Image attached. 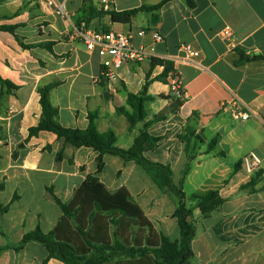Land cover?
<instances>
[{
    "label": "crops",
    "instance_id": "1",
    "mask_svg": "<svg viewBox=\"0 0 264 264\" xmlns=\"http://www.w3.org/2000/svg\"><path fill=\"white\" fill-rule=\"evenodd\" d=\"M163 1L110 0V10L124 12ZM191 2L172 0L158 11L138 13L130 24L113 23L107 15L85 24L89 8L103 9L102 0H56L53 7L41 0H0V26H17L16 35L25 44H54L53 52L40 47L24 49L14 34L0 31V77L18 87L0 83V181L5 182L0 203L11 204L0 221V247L19 244L37 227L44 233L54 231L63 211L48 189L68 204L97 171L94 150L64 144L47 131L29 137L42 113L40 86L60 82L51 100L62 126L84 130L89 114L97 113V129L114 131L123 149L133 145L143 124L131 130L117 108L127 107L129 93L143 90L147 76L151 81L147 94L154 98L146 104L149 119L173 102L170 79L166 83L156 80L164 67L151 68V60L123 66L116 84L97 85L94 79L100 73L101 58L78 35L77 23L82 21L88 29L132 34L136 45L154 44L149 36L137 35L141 30L156 31L164 38L155 44V54L174 64L185 102L175 114L148 129L150 135L162 139L145 156L169 165L179 184L188 161L185 128L198 115L192 124L203 140L192 143L195 159L184 182L186 205L193 210L197 227L193 264H264V0ZM226 27L233 31L235 49L221 37ZM183 44L200 53L192 63L179 50ZM237 102L249 106L255 115L246 121L236 119ZM215 138L217 145L209 152ZM62 150L64 157L57 162L56 155ZM253 151L262 158V165L248 174L240 163ZM98 177L110 192L126 189L156 234L179 240L180 229L173 218L177 200L162 191L141 166L106 155ZM251 181L254 185L243 189ZM212 190H218L226 201L203 218L195 195ZM15 195L19 198L12 202ZM82 243L76 240L77 246L84 247ZM47 257L43 245L31 242L21 252H4L0 264H43ZM47 264L64 263L51 259Z\"/></svg>",
    "mask_w": 264,
    "mask_h": 264
},
{
    "label": "trees",
    "instance_id": "2",
    "mask_svg": "<svg viewBox=\"0 0 264 264\" xmlns=\"http://www.w3.org/2000/svg\"><path fill=\"white\" fill-rule=\"evenodd\" d=\"M170 1L172 0H164L158 5L143 6L124 12L104 8L97 11L89 8L88 20L85 24L102 15L109 16L113 23L130 24L138 13L158 11ZM189 1L192 4L191 0ZM77 25L80 27L82 21H79ZM16 29L17 26H0V31L14 34L24 49L40 47L53 52V43L25 44L16 35ZM158 66L164 67V70L156 78L157 81L166 83L170 75L176 76L172 62L158 58L152 59L151 68ZM107 82L103 78L97 85L106 86ZM0 83L2 87L18 88L1 77ZM150 84V77L147 76L145 86L139 94H128L126 105L130 109L126 106L117 108L118 114L125 116L129 121L131 130L143 124V129L128 149L117 145L118 138L114 131L101 133L97 129V113L89 114V124L84 130L62 126L59 122V110L51 100V92L60 85V82L38 88L42 113L39 124L29 130V137H37L40 132L47 131L54 133L64 144H70L75 148H90L98 154L97 171L95 175L87 177L76 191L72 202L68 204L63 203L51 189H48L63 211V217L56 229L44 233L40 227H37L34 231L25 234L19 244H7L0 247V257L8 250L21 252L27 244L36 242L48 251V257L43 264H47L51 259L59 260L64 264H193L192 242L196 237L197 227L193 210L186 205L184 182L191 170V163L195 159V156L191 154L194 149L192 143L195 139L203 140L198 134L197 125L192 124V121L197 122L198 115H193L185 128L184 142L188 161L179 184H175L172 168L169 165L150 161L145 154L154 150L162 139L150 135L148 129L154 123L166 120L171 114L179 111L185 100L173 97V102L167 109L149 119L146 104L154 99L147 94ZM217 142V138L210 142L209 152L215 148ZM106 155L120 157L125 162L137 163L162 191L169 193L177 200V209L173 218L176 219L180 229L179 240L171 241L164 234H156L144 211L126 189L113 193L100 182L98 175L105 168ZM63 157L62 150L56 155V161L61 162ZM251 185H254V181L243 186V189ZM4 190L5 182L0 181V192ZM18 198V195H15L12 202ZM195 198L199 200V210L203 218L210 217L226 201L218 190L195 195ZM10 207L11 204L0 203V221ZM111 229H114L113 242L109 238ZM76 240H81L84 247L77 246Z\"/></svg>",
    "mask_w": 264,
    "mask_h": 264
},
{
    "label": "built area",
    "instance_id": "3",
    "mask_svg": "<svg viewBox=\"0 0 264 264\" xmlns=\"http://www.w3.org/2000/svg\"><path fill=\"white\" fill-rule=\"evenodd\" d=\"M48 6H55L56 0H41ZM105 10H110V0H102ZM60 14H64L63 10H59ZM77 33L85 43L90 52H96L101 58V70L99 75L94 79L99 84L102 79H106L108 83L116 84L119 82V70L128 64L137 63L143 60H152L157 58L155 54V44L163 42V36L156 31L141 30L137 35L141 38L150 37L154 44L151 46L136 45L132 34L116 33L113 31L92 30L88 29L85 24L77 29ZM221 37L228 42L232 49L237 48L233 31L230 27H226L221 32ZM179 50L185 54V60L192 63L194 59L200 56V53L190 44H183ZM176 76H178L175 70ZM174 76V75H173ZM170 75L171 92L175 98L185 99V94L180 86L178 77ZM255 115V112L243 102H237L234 110V117L242 121H246ZM242 167L248 174L259 171L262 165V158L257 152H250L241 161Z\"/></svg>",
    "mask_w": 264,
    "mask_h": 264
},
{
    "label": "rangeland",
    "instance_id": "4",
    "mask_svg": "<svg viewBox=\"0 0 264 264\" xmlns=\"http://www.w3.org/2000/svg\"><path fill=\"white\" fill-rule=\"evenodd\" d=\"M187 193H190V190H188V188H187ZM189 205L191 206V208L194 207V206H192V204H189ZM113 234H114V229H111L109 232V238H110L111 242H113V238H112Z\"/></svg>",
    "mask_w": 264,
    "mask_h": 264
}]
</instances>
